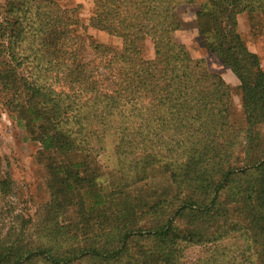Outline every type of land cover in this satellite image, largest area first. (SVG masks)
<instances>
[{
  "label": "trees",
  "instance_id": "obj_1",
  "mask_svg": "<svg viewBox=\"0 0 264 264\" xmlns=\"http://www.w3.org/2000/svg\"><path fill=\"white\" fill-rule=\"evenodd\" d=\"M196 2L93 0L84 27L55 0H7L0 87L22 91L11 105L47 162L52 218L38 244L0 238V264H185L191 247L197 264H264V71L237 20L264 25V0H205L196 13L205 48L241 82L244 125L233 121L229 85L197 73L202 62L176 40L181 10ZM105 25L122 48L92 43L95 60L81 64L77 28ZM111 141L112 194L100 160ZM2 169L0 158L8 195ZM71 207L77 222L61 225Z\"/></svg>",
  "mask_w": 264,
  "mask_h": 264
},
{
  "label": "rangeland",
  "instance_id": "obj_2",
  "mask_svg": "<svg viewBox=\"0 0 264 264\" xmlns=\"http://www.w3.org/2000/svg\"><path fill=\"white\" fill-rule=\"evenodd\" d=\"M55 1L64 9L78 10L77 15L82 25L84 27L89 25L91 11L94 7L93 0ZM204 1L197 0L195 5L184 6L181 10V18L185 27L177 33L176 40L187 47L195 62H202L199 68H195L197 73L206 69L211 74L219 75L229 85L232 93L233 121L244 125L241 82L232 70L224 66L215 54L205 48L197 29L196 13ZM6 4L7 0H0V20H2ZM237 20L239 32L247 49L260 58L264 71V25L261 17H251L247 13H242ZM76 35L81 39L78 53L81 64L95 60L97 52L92 43H101L116 49H121L123 45L122 41L113 35L108 25H105L102 30L94 28L85 30L78 27ZM154 56L153 44L151 41H147L143 46V57L152 60ZM2 72L3 68L0 63V75ZM21 95L22 91L19 86L15 88L14 92H3L0 87V158L3 165L1 175H10L14 182L10 194L0 195V238H6L11 234L12 241L20 243V246L40 243L39 230L43 228L49 230L52 218L47 162L41 160L40 148L36 142L31 140L30 134L25 128L26 122L23 121L19 109L11 105V101L15 99L17 106ZM114 150V143L111 141L107 152L100 158L103 166L101 170L105 173L104 180L110 178V183H104L103 187L106 192L111 194L120 191L116 187L120 167ZM83 192H85L84 189ZM86 200L90 203L92 199L87 198ZM77 216V207H71L68 217L64 216L63 219H60V224L65 222L67 224L69 220L76 223ZM23 228L25 229L23 230ZM77 245H83L79 239ZM200 254L201 250L198 247L189 248L185 252L183 263L197 264Z\"/></svg>",
  "mask_w": 264,
  "mask_h": 264
}]
</instances>
